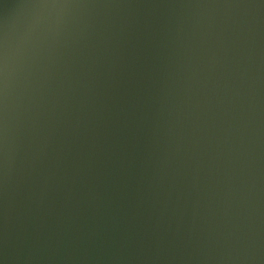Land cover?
<instances>
[{"label": "water", "instance_id": "water-1", "mask_svg": "<svg viewBox=\"0 0 264 264\" xmlns=\"http://www.w3.org/2000/svg\"><path fill=\"white\" fill-rule=\"evenodd\" d=\"M0 264H264V0H0Z\"/></svg>", "mask_w": 264, "mask_h": 264}]
</instances>
